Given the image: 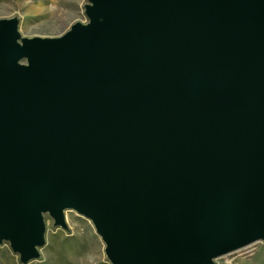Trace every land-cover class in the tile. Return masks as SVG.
Masks as SVG:
<instances>
[{
	"label": "water",
	"instance_id": "1",
	"mask_svg": "<svg viewBox=\"0 0 264 264\" xmlns=\"http://www.w3.org/2000/svg\"><path fill=\"white\" fill-rule=\"evenodd\" d=\"M89 1L58 37L0 20V242L37 257L66 208L112 264L264 240V0Z\"/></svg>",
	"mask_w": 264,
	"mask_h": 264
},
{
	"label": "rangeland",
	"instance_id": "2",
	"mask_svg": "<svg viewBox=\"0 0 264 264\" xmlns=\"http://www.w3.org/2000/svg\"><path fill=\"white\" fill-rule=\"evenodd\" d=\"M89 0H0V20H16L18 42L22 38H53L62 35L75 22L86 23ZM26 63V59L20 60ZM65 226L55 224L49 212L42 213L43 244L37 257L22 262L9 241L0 242V264H112L105 242L92 221L74 209H63ZM212 264H264V240L249 252L232 251L212 259Z\"/></svg>",
	"mask_w": 264,
	"mask_h": 264
},
{
	"label": "bare ground",
	"instance_id": "3",
	"mask_svg": "<svg viewBox=\"0 0 264 264\" xmlns=\"http://www.w3.org/2000/svg\"><path fill=\"white\" fill-rule=\"evenodd\" d=\"M258 240H255V241H252V242H249V243H247V244H245V245H242V246H240V247H238V248H236V249H234V250H232V251H243L244 253L245 252H249L250 250H251V247H252V245L254 244V243H256ZM232 251H229V252H232ZM226 253H228V252H226ZM223 254H225V253H223ZM223 254H221V255H223ZM220 256V255H219Z\"/></svg>",
	"mask_w": 264,
	"mask_h": 264
}]
</instances>
